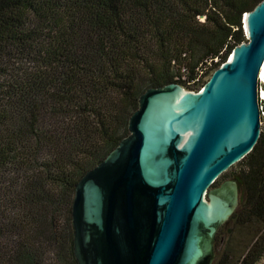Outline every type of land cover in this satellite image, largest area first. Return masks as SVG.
Returning <instances> with one entry per match:
<instances>
[{"label":"trees","instance_id":"1","mask_svg":"<svg viewBox=\"0 0 264 264\" xmlns=\"http://www.w3.org/2000/svg\"><path fill=\"white\" fill-rule=\"evenodd\" d=\"M262 1L0 0V264H80V179L130 134L147 89L199 91ZM234 165L228 221L249 241L233 264H262L264 126ZM231 244L213 264H231Z\"/></svg>","mask_w":264,"mask_h":264},{"label":"water","instance_id":"2","mask_svg":"<svg viewBox=\"0 0 264 264\" xmlns=\"http://www.w3.org/2000/svg\"><path fill=\"white\" fill-rule=\"evenodd\" d=\"M236 46L197 92L147 89L130 134L76 186L80 264H213L216 230L239 204L238 185L208 189L261 134L264 0L243 18Z\"/></svg>","mask_w":264,"mask_h":264},{"label":"rangeland","instance_id":"3","mask_svg":"<svg viewBox=\"0 0 264 264\" xmlns=\"http://www.w3.org/2000/svg\"><path fill=\"white\" fill-rule=\"evenodd\" d=\"M211 75H212V73L207 77V80L211 77ZM183 88H185V87H183ZM185 89L188 90L187 88H185ZM188 91H190V90H188ZM263 126H264V117L261 118V127H263ZM236 166L237 165L230 167L208 189V191L205 195L206 201H210L207 198V194L209 191L221 188V185H223L224 182L235 181L233 175H234V171L236 169ZM236 184H237V182H236ZM238 193H239V198H240L241 191H240L239 185H238ZM237 230L238 229H236V227L234 226V224L232 222L225 220L221 224V226L216 230L214 242H213L214 254H215V256L217 255L218 257H220V256H224L225 254L227 255V252L229 251L230 241L233 239V244H231L232 246L230 248H231V256H234V258L231 259L232 260L231 264H233V262H235L236 259L244 252L245 245L249 241V239H247V236L245 234H243L241 231H237ZM262 264H264V261L262 262Z\"/></svg>","mask_w":264,"mask_h":264},{"label":"built area","instance_id":"4","mask_svg":"<svg viewBox=\"0 0 264 264\" xmlns=\"http://www.w3.org/2000/svg\"><path fill=\"white\" fill-rule=\"evenodd\" d=\"M246 37H247V35H246ZM230 57L231 56H229L228 60L230 59ZM259 78H260V73L258 76V81H259L258 98H259L260 112H261V118H262V116L264 117V82L261 80V78L260 79Z\"/></svg>","mask_w":264,"mask_h":264},{"label":"bare ground","instance_id":"5","mask_svg":"<svg viewBox=\"0 0 264 264\" xmlns=\"http://www.w3.org/2000/svg\"><path fill=\"white\" fill-rule=\"evenodd\" d=\"M260 78H261V80L264 82V65H263V67L261 68V70H260ZM259 78V79H260ZM185 89V88H184ZM186 90V89H185ZM206 201V200H205ZM208 202V201H207Z\"/></svg>","mask_w":264,"mask_h":264}]
</instances>
